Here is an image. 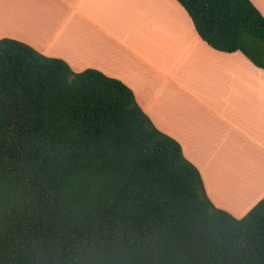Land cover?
<instances>
[{
    "label": "trees",
    "instance_id": "obj_1",
    "mask_svg": "<svg viewBox=\"0 0 264 264\" xmlns=\"http://www.w3.org/2000/svg\"><path fill=\"white\" fill-rule=\"evenodd\" d=\"M213 49L264 70L251 0H177ZM0 264H264V198L238 219L122 81L0 40Z\"/></svg>",
    "mask_w": 264,
    "mask_h": 264
},
{
    "label": "crops",
    "instance_id": "obj_2",
    "mask_svg": "<svg viewBox=\"0 0 264 264\" xmlns=\"http://www.w3.org/2000/svg\"><path fill=\"white\" fill-rule=\"evenodd\" d=\"M6 38L127 85L217 208L240 219L264 198V70L210 47L177 0H0Z\"/></svg>",
    "mask_w": 264,
    "mask_h": 264
},
{
    "label": "bare ground",
    "instance_id": "obj_3",
    "mask_svg": "<svg viewBox=\"0 0 264 264\" xmlns=\"http://www.w3.org/2000/svg\"><path fill=\"white\" fill-rule=\"evenodd\" d=\"M220 193H221V195H222V197L226 200V201H234V200H236V199H233L230 195H228V194H226L225 192H223V191H220Z\"/></svg>",
    "mask_w": 264,
    "mask_h": 264
}]
</instances>
